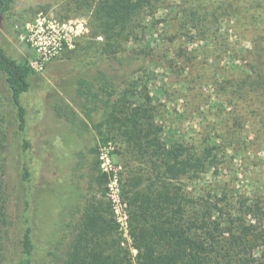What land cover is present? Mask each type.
Instances as JSON below:
<instances>
[{"label":"rangeland","instance_id":"rangeland-1","mask_svg":"<svg viewBox=\"0 0 264 264\" xmlns=\"http://www.w3.org/2000/svg\"><path fill=\"white\" fill-rule=\"evenodd\" d=\"M105 1L13 0L0 13V45L18 60L35 53L18 38L16 24L39 15L65 24L71 37L62 55L35 71L21 96L24 133L0 76V183L10 196L5 248L18 247L28 221L37 262L48 264L46 253L56 245L64 257L70 219L85 200H99L104 217L117 224L114 236H101L108 244L114 237L135 262L124 191L136 176L147 177L151 164L124 137L136 126L143 141L158 138L189 153L205 152L202 170L177 182L190 208L215 206L222 220L229 213L264 229V213L253 217L256 203L264 212V0H141L113 31L100 18ZM142 48L151 50L145 58H127ZM98 68L118 84L107 110L76 92L77 80L93 78ZM84 105L91 107L92 122ZM95 146L96 158L89 151ZM105 155L114 168L106 189L91 176L93 160L105 170ZM24 163L28 181L21 176ZM87 239L93 246L92 234ZM256 244L249 257L262 264L264 245ZM4 254L2 264H13Z\"/></svg>","mask_w":264,"mask_h":264},{"label":"trees","instance_id":"trees-1","mask_svg":"<svg viewBox=\"0 0 264 264\" xmlns=\"http://www.w3.org/2000/svg\"><path fill=\"white\" fill-rule=\"evenodd\" d=\"M12 1L0 0V13L8 11ZM140 1L106 0L100 11L101 21L113 31L117 24L137 9ZM150 52V49L142 48L127 58L139 61ZM142 65L141 63L132 72L140 69ZM95 72L93 78L77 80L76 92L79 97H84L85 101L94 105L101 103L104 110H107L111 99L117 93L118 84L115 78L108 76L103 69L98 68ZM33 74L35 71L26 57L18 60L0 45V76L3 78L9 101L16 111L17 128L21 133H24L26 127V111L21 96L29 91ZM84 106L87 109L85 117L92 122L91 107ZM64 109L71 110L75 115V111L67 102H64ZM101 124L102 122H99L94 127L99 131ZM143 136L141 127L137 126L124 132L126 140L142 155H149L151 163L148 176H136L131 181V188L124 191L130 214L132 246L136 250L135 262L132 261L129 251L121 247L114 237L110 244L104 240L107 234H116L117 224L114 219L104 217L103 203L99 200H85L82 208L76 210V215H73L67 224L71 238L65 256L61 257L56 245L46 253L50 256L48 264H231L232 261L239 264L256 263L249 256L257 242L260 241L264 245V229L261 226L246 224L242 216L229 213L222 220L219 216H214L215 206L204 210L193 205V208H190L188 199L177 186L182 176L191 171L202 170L205 166V152L189 153L183 145L167 144L158 138H147L143 141ZM102 139L107 140L106 137ZM22 146L24 149L28 147L25 138ZM89 151L96 158L97 146ZM92 175V181L106 189L108 174L100 171L95 160L92 162ZM21 176L25 181L30 179V171L25 163L22 164ZM0 185V264L7 260L4 252H8L6 255L13 264H39L35 256L33 229L27 218L15 250H7L1 242H4V238L8 240L10 221L7 204L10 196L6 186L3 183ZM262 207L256 203L254 209L249 208L254 211L253 217L264 213L261 211ZM189 208L193 209L191 213ZM74 217H78L76 221ZM91 234L94 238L93 246L87 239ZM234 254L240 256L233 258Z\"/></svg>","mask_w":264,"mask_h":264},{"label":"built area","instance_id":"built-area-1","mask_svg":"<svg viewBox=\"0 0 264 264\" xmlns=\"http://www.w3.org/2000/svg\"><path fill=\"white\" fill-rule=\"evenodd\" d=\"M14 29L18 38L34 50L35 54L29 60V64L36 72L44 70L48 62L62 55L71 40L70 30L66 28L65 24L47 20V18L39 15L34 22L16 24ZM105 156L106 162L103 172L110 176L109 174L113 172L114 168L110 165L107 155ZM126 206L127 204L123 203L124 209ZM115 211L119 212L118 209ZM124 215L126 216L125 212Z\"/></svg>","mask_w":264,"mask_h":264}]
</instances>
